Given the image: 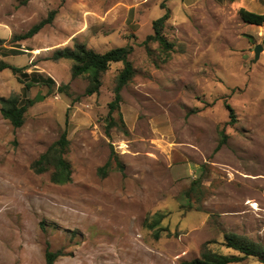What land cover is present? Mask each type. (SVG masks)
Listing matches in <instances>:
<instances>
[{
  "label": "rangeland",
  "instance_id": "1",
  "mask_svg": "<svg viewBox=\"0 0 264 264\" xmlns=\"http://www.w3.org/2000/svg\"><path fill=\"white\" fill-rule=\"evenodd\" d=\"M162 3L169 53L142 45ZM240 8L231 0L189 10L182 0H0V60L27 74L1 71L0 98L32 101L19 128L0 114V264H45L47 247L62 254L54 264H179L204 247L235 254L225 233L264 246V24L244 23ZM52 10L33 37L13 39ZM76 42L100 53L132 48L134 75L118 111L124 126L113 112L117 125L108 130L106 117L121 63L86 96V76L72 78L70 60L51 59ZM63 132L72 173L58 185L52 169L31 166ZM157 214L154 238L147 226Z\"/></svg>",
  "mask_w": 264,
  "mask_h": 264
},
{
  "label": "trees",
  "instance_id": "2",
  "mask_svg": "<svg viewBox=\"0 0 264 264\" xmlns=\"http://www.w3.org/2000/svg\"><path fill=\"white\" fill-rule=\"evenodd\" d=\"M160 7L165 11L159 18L152 21L151 26L153 33L145 37V39L142 41V45L147 48V44L149 42H156L162 51L169 53L173 49L174 44L165 38L162 33V29L165 22L169 19L170 13L168 8H166L163 3L160 5ZM54 12L55 11L52 10L45 19H42L38 23L34 24L25 33L14 36L13 39L25 40L33 37L43 26L51 22ZM238 15L244 23L255 26H261L264 24V13H254L244 8H240L238 10ZM3 42L4 40L0 38V47L2 46ZM131 52L132 48L130 46H125L112 48L100 53L94 51L93 49L87 48L82 43L76 42L72 48L66 47L63 49H56L51 56L53 61L70 60L72 62L70 68V75L72 78L86 76L88 81L84 90V95L86 96H91L99 92V88L101 86V74L109 69L110 64H122V68L118 71L115 79L112 100L107 104L108 114L106 117L108 121V130L117 125V121L111 115L113 112L119 111V105L121 103V89L131 81L134 75L133 66L128 60V56ZM6 69L10 70L13 74L20 73L25 78L27 77V74L23 72L25 67H17L0 60V72ZM49 81L51 85H54L52 79ZM26 87L28 88L29 84H27ZM68 89V85H60L57 87L59 92H64L66 95H69ZM31 103L32 101H27L26 103L22 104L17 94H11L6 98L1 97L0 114L3 119L10 123L12 127L19 128L24 122V114L27 110V105ZM225 108L228 111L229 123H233L235 121L233 109L228 104H225ZM118 121L121 126H124L119 112ZM224 141L225 139L219 143L218 148L224 143ZM68 143L69 141L67 138V133L63 132L58 137V139L53 142L43 153H41L39 157L32 163V170L35 173L40 174L52 169L50 174V181L52 183L61 185L70 182L72 173L71 166L64 158ZM111 154L113 155V151ZM109 164L110 161L108 160L102 167L98 168L97 174L100 177H105L107 175ZM117 166H119V163H117ZM194 189L195 187L192 186L190 190L194 191ZM156 216L157 217L154 218L147 226L153 230L154 238H158L161 232L160 228L155 227L159 224L162 214H157ZM224 246L227 249L234 251L235 254H219L204 247L199 258L193 259L191 261H182L179 264H233L242 262L249 257L256 258L258 262L264 264V246L255 243L245 236H240L236 233H225ZM61 255L62 254L60 252L51 251L47 247L44 254L45 264H54L57 258Z\"/></svg>",
  "mask_w": 264,
  "mask_h": 264
},
{
  "label": "crops",
  "instance_id": "3",
  "mask_svg": "<svg viewBox=\"0 0 264 264\" xmlns=\"http://www.w3.org/2000/svg\"><path fill=\"white\" fill-rule=\"evenodd\" d=\"M202 0H182V7L183 9L189 10ZM232 4L234 5H240L241 8H244L246 10H252L256 8H260V10H263L264 13V0H233ZM259 13V14H263ZM140 14L136 13V16H139ZM140 17V16H139Z\"/></svg>",
  "mask_w": 264,
  "mask_h": 264
},
{
  "label": "water",
  "instance_id": "4",
  "mask_svg": "<svg viewBox=\"0 0 264 264\" xmlns=\"http://www.w3.org/2000/svg\"><path fill=\"white\" fill-rule=\"evenodd\" d=\"M262 51V46L261 45H256L253 49L254 52V61H256L259 57L260 52ZM43 99V96H41L39 93L36 95L34 98V102H38Z\"/></svg>",
  "mask_w": 264,
  "mask_h": 264
}]
</instances>
